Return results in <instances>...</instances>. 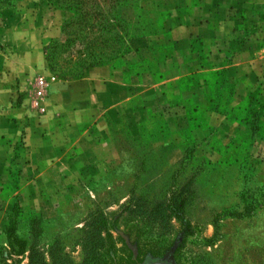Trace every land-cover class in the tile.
Masks as SVG:
<instances>
[{"label":"rangeland","instance_id":"obj_1","mask_svg":"<svg viewBox=\"0 0 264 264\" xmlns=\"http://www.w3.org/2000/svg\"><path fill=\"white\" fill-rule=\"evenodd\" d=\"M161 5L177 6L191 19L204 13L179 0H0V12L14 7L42 16L48 31L59 32L45 53L51 67L69 78L93 65L126 63L122 56L153 32L151 14ZM260 89L230 83L223 72L209 74L181 100L152 103L139 124L118 128L117 162L99 177L86 175L54 215H26L13 200L0 225V264H29L33 246L54 264L49 250L55 241L80 263V229L90 217L116 221L114 236L128 242L125 217L130 225H147L129 230L133 237L164 239L166 254L144 264H264Z\"/></svg>","mask_w":264,"mask_h":264},{"label":"crops","instance_id":"obj_2","mask_svg":"<svg viewBox=\"0 0 264 264\" xmlns=\"http://www.w3.org/2000/svg\"><path fill=\"white\" fill-rule=\"evenodd\" d=\"M179 2L204 13L191 19L161 5L151 14L153 32L122 56L126 63L93 65L69 78L45 53L60 33L48 31L42 16L1 10V226L16 198L26 215H54L86 175L99 177L117 162L119 127L139 124L154 102L181 100L209 74L224 72L228 82L264 93V0ZM41 77L50 84L37 97Z\"/></svg>","mask_w":264,"mask_h":264},{"label":"trees","instance_id":"obj_3","mask_svg":"<svg viewBox=\"0 0 264 264\" xmlns=\"http://www.w3.org/2000/svg\"><path fill=\"white\" fill-rule=\"evenodd\" d=\"M129 217L125 222L132 230L134 227L147 228V225L135 223L130 225ZM117 229L116 221H109L107 217H90L80 229L78 243L82 246V261L68 259L62 244L55 241L50 246V256L54 264H144L148 257H160L166 254L165 240L155 239L149 235L139 233L133 237L128 230L129 242L122 235L113 234ZM121 243V246L118 244ZM43 252L36 246L32 247L29 264H46Z\"/></svg>","mask_w":264,"mask_h":264},{"label":"built area","instance_id":"obj_4","mask_svg":"<svg viewBox=\"0 0 264 264\" xmlns=\"http://www.w3.org/2000/svg\"><path fill=\"white\" fill-rule=\"evenodd\" d=\"M49 84L50 80L48 78H38L36 81L35 95L37 97H43L46 94V91L48 90Z\"/></svg>","mask_w":264,"mask_h":264}]
</instances>
